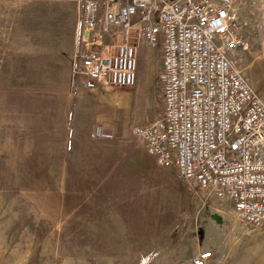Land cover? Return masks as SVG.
<instances>
[{
    "label": "rangeland",
    "instance_id": "374dc122",
    "mask_svg": "<svg viewBox=\"0 0 264 264\" xmlns=\"http://www.w3.org/2000/svg\"><path fill=\"white\" fill-rule=\"evenodd\" d=\"M45 1L0 2L11 10L0 14V27L72 24L73 15L49 9L76 7L73 0ZM235 16V30L249 41L237 58L264 99V0H238ZM16 35L27 38L23 32ZM48 36L57 40L63 32ZM0 39L9 40L8 32L1 31ZM141 48L146 58L129 124L121 122L127 140L83 143L75 133L66 150L65 175L60 168L34 166L40 140H11L41 130L35 118L40 97H0V264H190L208 250L210 264H264V224L251 226L227 201L192 190L173 167L158 166L143 139L129 130L130 124L152 123L163 111L161 58ZM47 136L51 164L62 137L55 131ZM69 137L66 129L65 143ZM83 162L94 170L92 176L78 175Z\"/></svg>",
    "mask_w": 264,
    "mask_h": 264
},
{
    "label": "built area",
    "instance_id": "2783aa9c",
    "mask_svg": "<svg viewBox=\"0 0 264 264\" xmlns=\"http://www.w3.org/2000/svg\"><path fill=\"white\" fill-rule=\"evenodd\" d=\"M81 7L75 73L87 90L134 86L138 50L158 53L160 117L131 132L160 167H173L194 191L232 206L241 221L264 224V99L237 56L238 0H73ZM101 127L93 139L112 138ZM211 250L190 264H210Z\"/></svg>",
    "mask_w": 264,
    "mask_h": 264
},
{
    "label": "crops",
    "instance_id": "0c3cea01",
    "mask_svg": "<svg viewBox=\"0 0 264 264\" xmlns=\"http://www.w3.org/2000/svg\"><path fill=\"white\" fill-rule=\"evenodd\" d=\"M19 1L39 0H0V2ZM45 2H58L62 5L69 3V1L59 0H46ZM75 5L76 7L63 5V8L49 9L51 12L73 15L72 24L57 27V29L35 24L0 27V32H8V38L10 37L9 40L0 39V45H3L0 46V53H2L0 56V97H40L39 110L36 111L35 118L41 130L27 133L25 136H15L11 140L15 142L23 139L24 143L40 140L42 145L39 148L40 158L34 166L40 170L60 168L61 175H65L68 169L66 150L71 149V139L75 133L84 137L83 143H90L93 139L91 137L93 132L101 127H109L113 129L114 136L99 138L102 140L101 143L127 140L122 136L124 128L121 122L127 121L129 124V112L134 95L133 86L105 87L100 85L92 91L84 87L82 76L75 73V69L79 67L75 57L82 48L81 7L77 2ZM4 11L11 12L7 8L0 7V14ZM49 31H62L63 36L57 40L52 36L49 38ZM21 32L27 38H14L17 36L16 33ZM148 122L150 121L145 123ZM130 125L129 130L131 131L133 126ZM66 129L67 135L70 136L67 143L64 140ZM49 131H55L56 134L61 133L62 137L60 151H57L56 157L52 160L54 163L51 164L47 158ZM102 158L103 155L100 159ZM82 159L85 158L82 157ZM85 166L84 162L79 165L78 175L92 176L94 174L92 167L86 168ZM40 174L54 173L41 171Z\"/></svg>",
    "mask_w": 264,
    "mask_h": 264
},
{
    "label": "trees",
    "instance_id": "16d2710c",
    "mask_svg": "<svg viewBox=\"0 0 264 264\" xmlns=\"http://www.w3.org/2000/svg\"><path fill=\"white\" fill-rule=\"evenodd\" d=\"M65 1V0H62ZM71 1V0H70ZM144 54H143V49L140 48L138 50V59H137V70H136V80H135V84H134V95H135V91L139 86V78H140V72H141V65L143 64V60H145V58H143ZM159 84V83H158ZM135 108V99L133 102V109Z\"/></svg>",
    "mask_w": 264,
    "mask_h": 264
},
{
    "label": "water",
    "instance_id": "95a60500",
    "mask_svg": "<svg viewBox=\"0 0 264 264\" xmlns=\"http://www.w3.org/2000/svg\"><path fill=\"white\" fill-rule=\"evenodd\" d=\"M216 218L218 219V221H221V218L220 217L216 216Z\"/></svg>",
    "mask_w": 264,
    "mask_h": 264
}]
</instances>
